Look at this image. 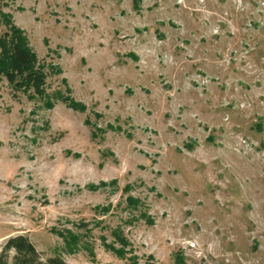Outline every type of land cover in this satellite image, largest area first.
Instances as JSON below:
<instances>
[{"label": "rangeland", "instance_id": "rangeland-1", "mask_svg": "<svg viewBox=\"0 0 264 264\" xmlns=\"http://www.w3.org/2000/svg\"><path fill=\"white\" fill-rule=\"evenodd\" d=\"M4 15L85 110L0 75V250L264 264V0H0V36Z\"/></svg>", "mask_w": 264, "mask_h": 264}, {"label": "trees", "instance_id": "trees-1", "mask_svg": "<svg viewBox=\"0 0 264 264\" xmlns=\"http://www.w3.org/2000/svg\"><path fill=\"white\" fill-rule=\"evenodd\" d=\"M4 17L7 28L0 36V75L13 90L41 99L46 109H53L56 102H63L74 111L84 112L85 107L74 102L68 95L64 97L59 93L45 94L47 74L44 65L31 49L24 31L16 27L9 16ZM66 90L70 92V89ZM64 242L68 251H77L79 238L65 237ZM11 252V264H67L60 256L43 259L30 240L23 235L7 238L0 250V264H9Z\"/></svg>", "mask_w": 264, "mask_h": 264}]
</instances>
